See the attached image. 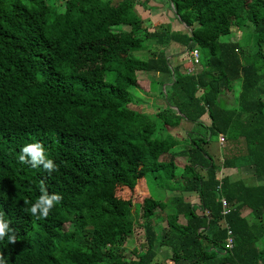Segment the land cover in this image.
Masks as SVG:
<instances>
[{"label": "trees", "instance_id": "obj_1", "mask_svg": "<svg viewBox=\"0 0 264 264\" xmlns=\"http://www.w3.org/2000/svg\"><path fill=\"white\" fill-rule=\"evenodd\" d=\"M169 3L184 33L169 24L149 30L136 10H148L147 0H0L4 264H158L156 245L172 264H264V181L219 178L221 169L251 166L264 180V0ZM246 29L252 52L222 40ZM171 43L187 56L203 50L199 71L186 73L188 59L173 65ZM145 50V60L133 55ZM139 74L158 77H148V90L162 109L131 107L129 90L146 86ZM220 135L221 164L206 147ZM36 142L56 171L19 162ZM42 185L62 199L37 218L30 209ZM136 227L144 249L126 260Z\"/></svg>", "mask_w": 264, "mask_h": 264}, {"label": "rangeland", "instance_id": "obj_2", "mask_svg": "<svg viewBox=\"0 0 264 264\" xmlns=\"http://www.w3.org/2000/svg\"><path fill=\"white\" fill-rule=\"evenodd\" d=\"M251 37H252V29L249 30H244L242 32H239L237 34H231L228 35L227 37H223L222 40L224 41H238L241 45H242V49L247 53V52H252L254 51L255 48H253V41L250 44L251 41ZM195 47V46H194ZM199 51V56H203L204 55V51L203 50H198ZM133 55L139 59L145 60L148 57L147 51H140V52H135L133 53ZM200 68L197 67V70L199 71ZM142 73V72H139ZM140 77V79H142L145 82V87H141L142 89H137V88H131L129 91L132 94V104L131 107L138 111V112H155L159 109L163 108L164 105V100L163 98L155 91H149L148 87H149V79H157L158 77L155 75H143V74H139L138 75ZM149 77V79H148ZM235 87V92L233 93H228L226 94L225 99L228 101V103L232 102V98L235 96V94L238 93L239 91V86L234 85ZM189 127H191L190 125H187ZM176 130V129H174ZM210 145V152L216 157L217 155H221L223 156L227 150L226 147H221L218 143L217 140L212 139L210 141V143L208 144ZM228 155V154H227ZM218 163H222V161H218ZM179 171V170H178ZM258 184H262L263 183V179L258 180L257 182H259ZM148 193L150 195H152L154 198H158V199H162V192L161 190H159V187L155 184H148L147 187ZM167 195V197L169 195H172L169 191H166L164 194ZM187 198V197H186ZM191 201H195L196 203L198 202L196 195H192L191 196ZM248 211V210H247ZM249 213V211H248ZM161 226L158 224L155 227V231L156 232H160ZM131 241H127L124 245V258L126 260H129L132 257V253H141V251L144 249V232L141 228H137L135 229L134 233L132 236H130ZM260 247V246H259ZM155 251L157 252V262L158 264H172L169 261V256H170V250L166 247L161 248L160 246L156 245L155 246Z\"/></svg>", "mask_w": 264, "mask_h": 264}, {"label": "crops", "instance_id": "obj_3", "mask_svg": "<svg viewBox=\"0 0 264 264\" xmlns=\"http://www.w3.org/2000/svg\"><path fill=\"white\" fill-rule=\"evenodd\" d=\"M147 6L148 10H144L141 6H137L136 10L141 15L142 19L144 20V24L149 28V30L153 31L154 29H157L156 26L159 24H169L171 26V30L173 32H185V27L181 25L174 17L172 12L170 11V3L169 0H147ZM166 55L168 59L174 64L186 62L188 59V56L186 55V49L183 48V46L179 45L178 43H171L166 48ZM202 121L208 125V120L206 117L202 118ZM218 141V139H217ZM219 145L222 147L223 144H221L218 141ZM210 145H207L208 150L210 152ZM211 153V152H210ZM211 155H213L211 153ZM214 159H217L218 161H223V158L221 155H217L216 157L213 155ZM222 176H228L232 180H241L245 182L247 185H259L257 182L260 180L259 178H255L253 176V168L251 166H242L239 168H231V169H221L219 172V178ZM184 197H187L189 201H191V196L193 194H183ZM196 201V200H195ZM194 200L191 201L195 205L198 204ZM244 216H248L249 213L247 210L243 211ZM180 223H184V220H181L180 217Z\"/></svg>", "mask_w": 264, "mask_h": 264}, {"label": "clouds", "instance_id": "obj_4", "mask_svg": "<svg viewBox=\"0 0 264 264\" xmlns=\"http://www.w3.org/2000/svg\"><path fill=\"white\" fill-rule=\"evenodd\" d=\"M19 162L21 164H30L34 168L42 165L49 173L57 170V165L53 163V160L46 158L44 148L39 142L25 145L21 149ZM44 189L45 187L42 185L41 193L44 194L40 195L37 202L34 203L30 209L31 214L37 216V218H46L53 206L62 199L59 194L47 195ZM38 209L39 214H37ZM8 231V221L5 220L3 213H0V239H3ZM9 241L15 243V236H9ZM0 264H4L2 257H0Z\"/></svg>", "mask_w": 264, "mask_h": 264}, {"label": "built area", "instance_id": "obj_5", "mask_svg": "<svg viewBox=\"0 0 264 264\" xmlns=\"http://www.w3.org/2000/svg\"><path fill=\"white\" fill-rule=\"evenodd\" d=\"M188 61L190 63H192V66L187 69L186 73L192 74V73L197 72V67L199 65V53H198L197 50L192 49V50L188 51ZM218 141L220 143H223L224 140H223L221 135L218 137ZM221 203H222V207H223V214L225 215L228 212L227 203H226V201L224 199L221 200ZM232 246H233V237H232L231 232L227 228V238H226L225 247L227 249H231Z\"/></svg>", "mask_w": 264, "mask_h": 264}, {"label": "water", "instance_id": "obj_6", "mask_svg": "<svg viewBox=\"0 0 264 264\" xmlns=\"http://www.w3.org/2000/svg\"><path fill=\"white\" fill-rule=\"evenodd\" d=\"M173 110L177 111V109H176V108H173Z\"/></svg>", "mask_w": 264, "mask_h": 264}]
</instances>
